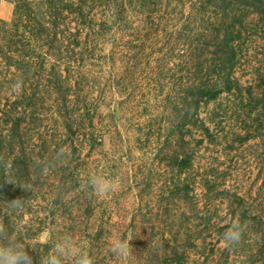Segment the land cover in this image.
Segmentation results:
<instances>
[{
    "label": "trees",
    "instance_id": "1",
    "mask_svg": "<svg viewBox=\"0 0 264 264\" xmlns=\"http://www.w3.org/2000/svg\"><path fill=\"white\" fill-rule=\"evenodd\" d=\"M248 12L264 17V0H0V219L33 264L60 239L74 194L93 243L110 227L117 207L81 178L88 148L92 174L124 170L122 191H135L137 214L125 201L116 224L134 237L129 264H235L247 249L264 264V202L249 199L247 212L228 197L232 216L214 232L213 220L196 222L192 194L203 108L226 100L264 122V72L236 70L248 63ZM6 164L27 191L5 182ZM198 179L204 198H219ZM15 199L18 210L4 204ZM233 219L242 240L220 247Z\"/></svg>",
    "mask_w": 264,
    "mask_h": 264
},
{
    "label": "rangeland",
    "instance_id": "2",
    "mask_svg": "<svg viewBox=\"0 0 264 264\" xmlns=\"http://www.w3.org/2000/svg\"><path fill=\"white\" fill-rule=\"evenodd\" d=\"M246 43L248 63L239 65L236 70L248 74L263 73L264 17L248 12V42ZM251 108H244L239 103L230 104L226 100H223L222 104L212 102L203 108L200 116L205 123L206 133L195 131L191 138L192 146L196 149L194 166L191 170L195 188L192 194L197 200L195 206L200 209L196 222L205 224L213 220L212 223L216 225L214 232L218 231L220 226H226L227 219L232 216L229 211L228 197L244 198L247 212L249 199L264 202V122L261 125L259 121L256 122V116L253 113L250 114ZM198 142H201L200 146H197ZM84 156L89 158V165L87 173L81 176L84 180L83 185L86 177L92 174V150L88 148ZM123 173L124 170L122 173L116 170L113 174L112 171H105V174H102L116 182L115 190L103 198L106 199L108 206L114 205L117 208L112 214L111 209L107 213L106 218L110 227L108 231L98 236L101 241L99 244L92 241V238H97L92 234V222L88 227L80 222L79 215L83 211L82 203L75 194L74 199L68 201V210L62 219L60 239L65 236L77 238L84 250L94 257L96 264H118L116 258L108 250L109 241L124 237L122 233L124 229L116 226L121 220V214H124V202L130 201L131 209L130 212L127 211L130 214L134 211L137 214L136 210L139 208L135 204V191L130 195V190L122 191L120 183L124 178ZM202 175L208 178L206 189L214 191L219 198L213 200L210 195L207 198L203 197L204 189L201 188L198 179V176ZM128 182L125 187H130ZM88 188L91 190L90 187ZM216 188L220 193L216 192ZM89 198L92 200V197ZM131 217L129 215L128 223ZM47 237L48 235L45 234L42 237L43 241ZM251 244L250 254L254 256L252 257L254 260L258 249L254 247V243ZM219 246L224 247L222 244ZM221 257V251L217 252L216 259H221ZM224 261L223 258L222 262ZM231 262L254 264L252 259L248 260V249L243 256L233 255Z\"/></svg>",
    "mask_w": 264,
    "mask_h": 264
},
{
    "label": "clouds",
    "instance_id": "3",
    "mask_svg": "<svg viewBox=\"0 0 264 264\" xmlns=\"http://www.w3.org/2000/svg\"><path fill=\"white\" fill-rule=\"evenodd\" d=\"M21 81L13 85V90L18 91L21 88ZM64 154L61 149L58 156ZM47 172V168L44 169ZM12 175L9 165H5V182H17L7 177ZM27 191L24 185H17ZM85 187H90L94 195L103 198L111 194L116 188V182L104 175L90 174L85 179ZM8 208L20 209L22 199H15L10 203H4ZM245 225H242L239 219L230 221V225L220 236V243L225 248L233 247L242 240ZM134 237L115 238L109 241V251L116 258L118 264H129L133 255L131 241ZM47 242V241H46ZM28 247L18 237V235L9 231V227L0 219V264H33V258L27 251ZM39 264H96L94 257L78 242L77 238L65 236L57 240L52 249L43 256H40Z\"/></svg>",
    "mask_w": 264,
    "mask_h": 264
}]
</instances>
